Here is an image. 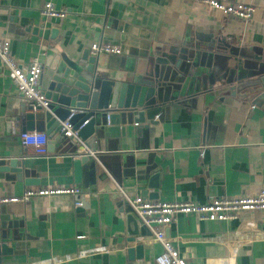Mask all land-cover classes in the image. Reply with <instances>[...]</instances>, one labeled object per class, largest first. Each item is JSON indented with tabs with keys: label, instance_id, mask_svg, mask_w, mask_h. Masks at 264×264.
<instances>
[{
	"label": "crops",
	"instance_id": "obj_1",
	"mask_svg": "<svg viewBox=\"0 0 264 264\" xmlns=\"http://www.w3.org/2000/svg\"><path fill=\"white\" fill-rule=\"evenodd\" d=\"M221 1L252 6L251 20L223 17L196 0H0V39L9 41L16 63L38 59L42 91L56 64L91 58L93 43L121 49L120 56L97 57L98 71L113 79L141 61L140 53L189 42H221L252 56L264 47V0ZM46 2L66 16L43 17ZM28 105L0 62V160L18 157L29 170L19 181L0 174V198L40 188L76 187L81 195L0 204V264H155L161 247L148 235H129L128 206L119 189L153 202L204 204L264 188V89L240 99L217 82L211 89L186 87L155 111V125H107L96 157L81 166L79 176L74 155L86 147L73 151V145L58 143L54 152L36 156L21 144ZM77 200L82 207L74 206ZM166 234L187 264H264V212L227 222L178 215ZM137 246L140 253L130 257L128 250Z\"/></svg>",
	"mask_w": 264,
	"mask_h": 264
},
{
	"label": "water",
	"instance_id": "obj_2",
	"mask_svg": "<svg viewBox=\"0 0 264 264\" xmlns=\"http://www.w3.org/2000/svg\"><path fill=\"white\" fill-rule=\"evenodd\" d=\"M51 33L54 36L56 31ZM46 35L47 31L44 38ZM245 53V50L236 51L221 42L205 46L189 42L181 48L148 50L140 53L142 60L132 69L123 70L125 74L118 79L98 71V56L90 58L86 54L77 62L63 60L46 74L48 85L43 93L49 100L48 107L29 104L21 115L24 131H45L47 150L52 153L56 144H70L60 133L62 122L69 118L83 146L94 153L96 144L104 139L107 125L131 122L144 127L155 125L150 119L155 111L176 100L186 87L208 85L211 89L217 82L223 91L240 99L261 92L264 89V47L249 57ZM232 58L240 60L233 63ZM83 62L85 64H81ZM76 150L77 146H73V151ZM91 159L83 155L74 160L77 176L81 166ZM28 172L18 157L0 160V174H4L6 180L19 181L26 178ZM156 179L155 174L148 188L153 187ZM125 211L131 228L129 235L150 236L144 228L137 229L138 222L129 207ZM140 251L141 247L137 246L128 253L131 257Z\"/></svg>",
	"mask_w": 264,
	"mask_h": 264
},
{
	"label": "built area",
	"instance_id": "obj_3",
	"mask_svg": "<svg viewBox=\"0 0 264 264\" xmlns=\"http://www.w3.org/2000/svg\"><path fill=\"white\" fill-rule=\"evenodd\" d=\"M216 11L223 17L237 19L240 21L251 20L254 8L243 3H225L221 0H196ZM41 15L47 19H63L65 11L56 9L52 3H44ZM92 57L99 55L120 56L121 49L118 46L108 43H93L90 46ZM0 62L2 68L14 85L17 93L22 99L33 107L47 108L49 100L40 89L42 66L38 59H33L27 66L16 63L10 54V43L0 39ZM108 122V116H106ZM86 123L79 127L82 128ZM62 137L73 146H83V142L69 122V118L62 122ZM21 144L29 147L37 156L47 154V135L43 132L22 131L19 133ZM76 153V152H75ZM83 155L95 158V153L84 149L81 153L74 155L79 158ZM123 201L129 207L131 214L138 222L139 227L144 228L150 234L151 240L161 247V252L155 257V264H187L177 249L173 246L171 239L166 235L168 227L175 221L178 215H193L200 221L227 222L236 220L241 214L264 212V188L254 196L236 197L231 199L215 198L204 204L196 203H165L146 200L142 196H129L119 189ZM81 190L76 187L67 188H40L25 190L19 197H2L0 204L24 203L32 198L41 197H79ZM82 202L77 200L74 206L82 207ZM253 236V235H252ZM254 237V236H253ZM240 244L242 243L239 241Z\"/></svg>",
	"mask_w": 264,
	"mask_h": 264
}]
</instances>
